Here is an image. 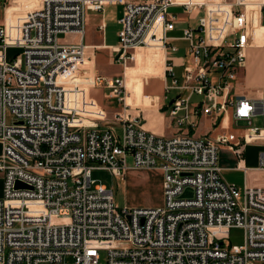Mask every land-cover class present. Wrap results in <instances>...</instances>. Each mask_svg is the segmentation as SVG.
I'll use <instances>...</instances> for the list:
<instances>
[{"label":"built area","instance_id":"built-area-1","mask_svg":"<svg viewBox=\"0 0 264 264\" xmlns=\"http://www.w3.org/2000/svg\"><path fill=\"white\" fill-rule=\"evenodd\" d=\"M10 1L0 22V264H65L66 257L102 264V252L104 264H264V188L228 183L219 165L222 145L243 154L227 137L230 110L233 123H246L244 144L264 140V99L227 92L247 59L248 9L264 10V0H39L9 15ZM114 5L124 7L112 50L125 73L107 80L83 73L96 59L85 44L86 13ZM173 9L199 15L179 38L170 36L181 21ZM61 35L79 41L61 43ZM179 40L188 43L181 74L165 59V91L178 93L169 115L187 129L214 117L223 130L216 140L161 136L129 114L105 128L91 122L89 88L107 87L132 108L127 65L138 50L176 53ZM11 48L22 51L14 61ZM256 117L263 127H254ZM130 157L133 169L162 172V206L121 208L114 191L92 179L101 169L123 177ZM187 189L192 197H183ZM233 229L244 231L241 245L229 242Z\"/></svg>","mask_w":264,"mask_h":264},{"label":"crops","instance_id":"crops-1","mask_svg":"<svg viewBox=\"0 0 264 264\" xmlns=\"http://www.w3.org/2000/svg\"><path fill=\"white\" fill-rule=\"evenodd\" d=\"M27 1L28 0H20L19 2L28 5V8L38 5L39 3V0L37 3H29ZM117 7L118 5L107 6L102 13L91 11L86 13V35H91V43L88 46L96 48V59L95 61L87 62L84 66V74L98 75L107 80H112L117 77H122L125 73L124 67L116 62V54L112 50L119 43L117 45H108L105 43L107 40L106 31L109 29V23L116 20L119 24V19L124 12L123 7L122 12L115 16L114 9ZM198 17V14H193L190 17L181 15V21L178 23L177 29L172 32L170 36L174 38L181 37L183 29L186 27H195L197 25ZM248 17L250 47L247 50L246 62L238 69L236 80L232 82L227 89L230 99H236L238 97H246L254 100L264 99V10L260 11L259 7H251L248 9ZM119 26L121 30V25L119 24ZM97 30L103 31V33ZM178 42H182V40L176 41L174 44L176 45ZM179 52L180 49L176 53ZM176 53H171L170 51L163 52L158 49L156 52L151 53V55H147L146 58L142 50L136 52L133 63L142 65L146 58L148 66L136 69L129 64L127 65L126 85L139 93L137 98H132L129 101L132 108L125 109L123 104L111 97L110 90L107 87L89 88L86 93V98L89 106L88 112L91 115V122H97L101 128H105L114 125L115 118L118 115L129 114L134 117L139 116L146 130L161 136L171 137L177 133L185 132L195 137H209L216 140L223 133V130L220 126L215 128L214 117L202 116L198 119L195 118L194 120L197 127L194 129H187L183 127L175 128L173 126L175 121H172L170 115L167 116L166 114V110L169 109L173 98L170 99L168 97L169 94L165 91L168 82L165 75L160 78L161 72L159 67L155 66H164L165 59L169 58L172 64L176 66L177 73L181 74V65L184 63L187 56V48L185 55H176ZM104 54H109L112 57V63L118 66L115 67L116 71L112 74L108 73L107 68L101 64L100 60L105 56ZM167 64L169 63H166V65ZM142 74L148 77L146 82L139 77V75ZM129 96L130 94L128 93V97ZM193 100L197 101L198 98L194 97ZM114 101H116L117 108H113L115 106L113 104ZM111 102L112 105H110ZM228 117L231 126L227 133V137L230 140V144L235 147L239 143L242 144L241 149L243 150V154L242 157L239 158L230 146H221L219 152V165L222 169L223 177L228 183L240 189L245 187L264 188V168H261L260 165V157L261 154L264 153V140L244 144L243 136L247 133L245 129L246 123H233L232 110H230ZM254 127H263L261 117L255 118ZM1 152L2 146L0 144V154ZM0 177L3 194V178L1 175Z\"/></svg>","mask_w":264,"mask_h":264},{"label":"rangeland","instance_id":"rangeland-1","mask_svg":"<svg viewBox=\"0 0 264 264\" xmlns=\"http://www.w3.org/2000/svg\"><path fill=\"white\" fill-rule=\"evenodd\" d=\"M12 1V2H11ZM8 13L12 14V11L17 10L15 8H19L20 11L29 9L28 5L21 4L20 0H11ZM6 0H0V22L3 20V11ZM29 3H37L38 0H28ZM39 5V3H38ZM35 5V6H38ZM33 6V7H35ZM9 7V6H8ZM32 8V7H31ZM123 10V6L118 5L116 9H114V14L117 16ZM171 12L179 13L184 15L181 9H173ZM120 30V26L117 21H111L109 23V29L106 31L107 40L105 41L108 45H117L119 43L118 33ZM98 32L103 33V31ZM91 35L87 34L85 37V44L89 45L91 43ZM61 43H77L79 41V37L75 35H61L60 37ZM176 46L179 47L180 52L176 53V55H185L186 48L188 47V43L185 41L176 43ZM158 49H146L142 50L144 56L147 58V55H151V53L156 52ZM22 53V51L18 48H11L8 50V60L14 61L16 57ZM105 56L101 58L102 66L107 68L108 73L112 74L116 71L115 67H118L117 64L112 63V57L109 54H104ZM144 60L142 65L135 64L130 62L129 65L139 69L140 67H147V60ZM159 67L160 70V78L164 77V66H155ZM161 67V68H160ZM140 78L147 81V76L144 74L139 75ZM187 92L183 93V96H187ZM178 95L177 92H173L168 95L170 99L176 97ZM102 97V96H101ZM98 97V98H101ZM109 102V101H108ZM115 105L113 108H117L116 101L113 102ZM112 105V102L111 104ZM167 116H169V109L166 110ZM113 117V116H112ZM15 121L14 117L9 113L8 114V123L13 124ZM175 128H181L177 122L173 125ZM121 134V130L118 131ZM128 162V170L125 172L123 177L115 176L110 170L101 169L94 170L92 172V179L98 183L106 185L110 190H113L115 193V200L119 207H139V208H153L162 206L164 203V194H163V175L159 170H133V159L130 157L127 160ZM1 175V174H0ZM2 196V183L0 177V197ZM244 241V231L241 229H233L230 231V240L229 242L232 245H241ZM106 261V253H101V262L104 264ZM65 264H76V260L73 257H66Z\"/></svg>","mask_w":264,"mask_h":264},{"label":"bare ground","instance_id":"bare-ground-1","mask_svg":"<svg viewBox=\"0 0 264 264\" xmlns=\"http://www.w3.org/2000/svg\"><path fill=\"white\" fill-rule=\"evenodd\" d=\"M127 86V85H126ZM127 89H128V92L130 94L129 97H127L126 99V102H127V105H130L129 101L132 99V98H137L139 93L138 91H136L135 89H130L128 86H127ZM131 106V105H130Z\"/></svg>","mask_w":264,"mask_h":264},{"label":"water","instance_id":"water-1","mask_svg":"<svg viewBox=\"0 0 264 264\" xmlns=\"http://www.w3.org/2000/svg\"><path fill=\"white\" fill-rule=\"evenodd\" d=\"M174 103V101H171V105ZM17 188H23L25 187L24 184L17 182ZM193 196V190L192 189H187V191L185 192V194L183 195V197H192Z\"/></svg>","mask_w":264,"mask_h":264}]
</instances>
